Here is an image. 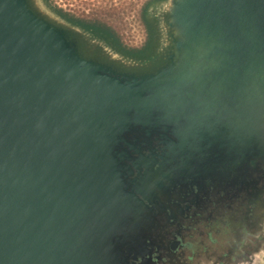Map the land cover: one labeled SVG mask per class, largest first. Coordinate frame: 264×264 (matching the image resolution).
<instances>
[{
	"label": "water",
	"instance_id": "water-1",
	"mask_svg": "<svg viewBox=\"0 0 264 264\" xmlns=\"http://www.w3.org/2000/svg\"><path fill=\"white\" fill-rule=\"evenodd\" d=\"M168 25L166 62L122 71L0 0V264H127L171 178L134 130L219 180L264 157V0H171Z\"/></svg>",
	"mask_w": 264,
	"mask_h": 264
},
{
	"label": "flooded vegetation",
	"instance_id": "flooded-vegetation-1",
	"mask_svg": "<svg viewBox=\"0 0 264 264\" xmlns=\"http://www.w3.org/2000/svg\"><path fill=\"white\" fill-rule=\"evenodd\" d=\"M32 2L45 17L67 29L60 7L54 5L48 13L42 3L49 0ZM134 134L145 138L141 151L151 159L146 161L148 169L163 167L155 178L163 173L171 178L151 193L152 202L145 199L153 219L141 231L134 248L138 253L129 255L127 264H264V187L257 188L252 184L257 180L249 179L250 189L247 191L246 184L240 209L233 210L228 177L219 180L202 167L186 169L185 162L167 157L168 149L159 142L158 134L145 136L140 130ZM132 161H125L133 170L127 180L146 168L142 164L135 167ZM259 166L264 170V157Z\"/></svg>",
	"mask_w": 264,
	"mask_h": 264
},
{
	"label": "trees",
	"instance_id": "trees-1",
	"mask_svg": "<svg viewBox=\"0 0 264 264\" xmlns=\"http://www.w3.org/2000/svg\"><path fill=\"white\" fill-rule=\"evenodd\" d=\"M170 4L171 0H149L144 5L142 20L148 39L136 50L124 43L112 24L75 12L63 16L70 39L85 56L112 64L118 70L144 73L160 67L171 48Z\"/></svg>",
	"mask_w": 264,
	"mask_h": 264
},
{
	"label": "rangeland",
	"instance_id": "rangeland-1",
	"mask_svg": "<svg viewBox=\"0 0 264 264\" xmlns=\"http://www.w3.org/2000/svg\"><path fill=\"white\" fill-rule=\"evenodd\" d=\"M149 0H49V3H42V9L46 12L52 11L55 6L60 7L65 13H79L88 15L89 18L100 19L101 21L112 24L117 32L120 33L125 44L130 48H142L148 37L147 29L142 20L144 5ZM51 13V12H50ZM259 164V163H258ZM252 167L251 175L244 179L241 175L233 176L228 183L229 197L232 200L233 210L240 209L243 200L244 189H250L249 179H255L257 188L264 187V170L259 165ZM259 166V168H257ZM257 168V170H256ZM260 172V175H259ZM259 176H258V175ZM239 178V180H238ZM248 181V182H247ZM251 184V185H252ZM247 194V193H246ZM238 195V196H237ZM250 203V201H249Z\"/></svg>",
	"mask_w": 264,
	"mask_h": 264
}]
</instances>
